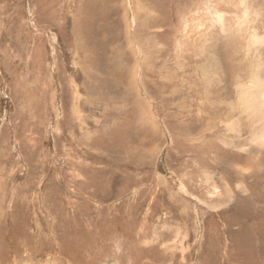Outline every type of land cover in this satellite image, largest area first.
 <instances>
[{
	"label": "rangeland",
	"instance_id": "1",
	"mask_svg": "<svg viewBox=\"0 0 264 264\" xmlns=\"http://www.w3.org/2000/svg\"><path fill=\"white\" fill-rule=\"evenodd\" d=\"M242 4L264 33V0H0V264H264V171L222 179Z\"/></svg>",
	"mask_w": 264,
	"mask_h": 264
},
{
	"label": "clouds",
	"instance_id": "2",
	"mask_svg": "<svg viewBox=\"0 0 264 264\" xmlns=\"http://www.w3.org/2000/svg\"><path fill=\"white\" fill-rule=\"evenodd\" d=\"M254 13L246 5H241V11L235 17V26L239 29H246V48L251 51L253 49L264 48V33H260L251 27ZM214 22L218 26H223L224 18L221 13L214 16ZM219 69L215 65L213 58L208 60L199 68L202 82L205 85H211L218 73ZM251 75L257 81L255 85H250L248 81L241 80L236 84V93L238 96V108L245 112L250 118L264 123V97H256L255 93L264 91V60L257 58L252 65Z\"/></svg>",
	"mask_w": 264,
	"mask_h": 264
},
{
	"label": "bare ground",
	"instance_id": "3",
	"mask_svg": "<svg viewBox=\"0 0 264 264\" xmlns=\"http://www.w3.org/2000/svg\"><path fill=\"white\" fill-rule=\"evenodd\" d=\"M132 24H133V22H132ZM200 67H201V65L198 67V69ZM138 76L140 77V74ZM237 76H238V74H237ZM245 79L248 81V83L250 85H255L257 83V81L251 75V70L248 72V75L245 77ZM245 79H238L237 78V80L235 82V89H236L237 82L241 81V80H245ZM216 80H217V74H216V78H215L214 81H216ZM255 96L256 97H264V91L256 92ZM238 103H239V101H238V96H237V93H236V107L239 110ZM239 112L242 113L243 116H245L244 118L249 124V127H248L249 130H250L249 134L245 137L246 139H241L242 137H240V135L238 134L236 139L234 138L235 137V135H234L231 140L222 139L223 142H221V143L223 145L230 146L231 148H237V146H238L239 150L243 154V157H244L243 161L246 164L247 168L245 170L240 169L241 171L243 170V173H242L240 170H238V169L235 170V168L233 169V168H231V166H229V164H227L228 166L226 168L227 169L231 168V169H230L229 177L226 176V174L228 173L227 172L228 170L225 169L224 177L222 176V179H224V180H225V178L229 179V180L230 179L236 180L237 177L239 179H243L245 175H248L252 171L253 172L254 171H256V172L257 171H259V172H263L264 171L263 166H262L263 162H264V123H261L258 120L250 118L245 112H242L240 110H239ZM217 118L219 119V121L216 122V124H218L219 126H223L224 129L226 131H228V132H232V133L235 132L236 129H235V123H233V120L227 119L225 117V114L224 115H220ZM212 125L213 124H210V123L207 124L208 127L209 126L212 127ZM204 126L206 127V125H204ZM206 130L207 129L203 130V132L205 133ZM224 153H225V151H224ZM223 156H224V158L228 157L230 159V161H233V164L235 163V165H237L236 162H240L242 160L241 156H237L235 154H230L229 152L223 154ZM223 165H225V164H223ZM215 170H217V169H215ZM239 173H241L242 175L239 174ZM209 175L210 174L204 173L205 184H209V182H211L212 179H213L212 176H209ZM228 193H229V191H228ZM207 195H208V198L210 200H216L217 202H223L224 201V199L222 198V195H220L218 189L215 186L211 187V190L208 191ZM229 195H231V194L229 193ZM212 204H213L212 207H214V208L216 207L217 208V205H215L214 203H212Z\"/></svg>",
	"mask_w": 264,
	"mask_h": 264
}]
</instances>
